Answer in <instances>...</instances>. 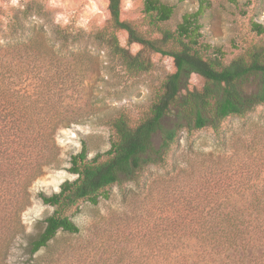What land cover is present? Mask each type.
I'll list each match as a JSON object with an SVG mask.
<instances>
[{
	"label": "trees",
	"instance_id": "trees-1",
	"mask_svg": "<svg viewBox=\"0 0 264 264\" xmlns=\"http://www.w3.org/2000/svg\"><path fill=\"white\" fill-rule=\"evenodd\" d=\"M252 1L256 0H247L245 5ZM210 6V0H198L196 10L184 12L180 21L169 26L174 5L143 0L146 27L139 29L122 18L121 0H107L106 27L88 37L104 44L115 65L130 77L152 67V53L171 58L174 71L162 79L147 110L138 118L122 109L106 112L100 121L111 129L109 147L89 156L88 143L82 139L80 150L70 154L68 160L67 170L75 177L63 180L57 191L38 193L53 211L45 217L42 231L30 241L31 254L45 248L50 260L59 264L72 260L76 264H108L102 255L90 256L80 245L60 244L59 232H80L68 212L81 202L96 204L109 198L114 185L122 187V200L126 201L125 182L134 184L135 191L144 190L147 184L143 174L158 168L165 170V175L168 169L175 174L169 179L160 175L148 185L150 193L161 192L170 201V208H159L154 219L153 245L148 250L154 264H198L194 255L201 256L206 264L210 260L264 264V185L245 186L242 181L246 175L234 171L228 174L224 169L216 173L215 179H209L203 173L223 157L194 151L193 140L188 142V152L175 154L183 134L188 139L193 132L206 128L212 129L214 139L226 146L223 122L245 118L264 105V44L252 43L225 61L222 51L203 38L200 19ZM31 8L26 6L20 15L13 16L0 12V17L7 20L5 23L0 19V194L13 184L19 187L23 200L26 186L43 166L59 165L54 134L62 124L77 123L79 113L72 100L81 82L79 68L69 61L62 63V57L54 58L53 50L35 45L34 25H27L28 17L34 14ZM249 30L264 35V23L251 19ZM117 31L126 33V45L120 43ZM53 32L57 50L80 43L82 36L60 27L53 28ZM15 34L19 39L12 46ZM129 44L139 49L131 52ZM12 51L18 56L29 51L32 58L13 64ZM192 73L204 78L200 89L187 87ZM235 155L229 157L228 163ZM179 160L187 165L185 178H180L184 169L178 168ZM261 161L260 165H264ZM203 169L206 171L201 173ZM259 176L258 173L255 178ZM250 187L253 190L249 200L240 206L229 205L231 196ZM188 240H195L196 248H190ZM111 264L130 263L114 260Z\"/></svg>",
	"mask_w": 264,
	"mask_h": 264
},
{
	"label": "rangeland",
	"instance_id": "rangeland-1",
	"mask_svg": "<svg viewBox=\"0 0 264 264\" xmlns=\"http://www.w3.org/2000/svg\"><path fill=\"white\" fill-rule=\"evenodd\" d=\"M174 5L175 12L168 23L174 26L184 12L197 9L198 0H162ZM247 0H210L211 6L201 16L204 40L214 48H219L225 61L242 53L252 43L264 44V35H256L249 30L250 20L264 23V0H256L246 4ZM95 2L100 9L98 13H90L89 5ZM23 7L13 6L10 0L0 4L3 15H20L23 8L31 6L33 15L28 17L27 25H34L32 39L40 49L53 50V57L61 58L62 63L69 61L74 68H79L81 82L79 92L72 100L73 108L79 113L77 123L69 126L60 125L54 134L55 144L60 159L58 166H43L39 175L26 186L25 200L18 194L19 187L11 184L0 194V264H59L51 261L45 248L31 254L29 244L44 227V219L52 213L53 207L46 205L38 196L39 192L50 194L59 189L65 179H73L74 174L68 172V160L72 153L81 148V140L88 143L89 156L109 147L111 129L100 121L106 112L116 109L124 110L129 116L138 118L147 110L155 90L162 79L174 71L171 58L160 53H152V67L137 76L130 77L115 65L109 49L101 42L88 37L107 25V0H57L53 7L49 0H20ZM143 0H121L122 18L132 21L139 29L146 27L145 14L142 12ZM246 13L243 14L242 11ZM90 15L88 26L80 27L82 17ZM58 16L61 17L58 19ZM67 17L68 23H63ZM102 21V22H101ZM63 28L72 33H79L80 43H74L69 49L57 50L53 28ZM116 35L122 45H126V33L117 31ZM11 39L12 46L19 39ZM2 43V40H0ZM127 47L131 52L139 49L136 44ZM11 52L13 64L29 62L32 58L29 51L25 53ZM37 62V61H36ZM51 64V62H47ZM32 64V63H31ZM72 74V67H69ZM205 83L203 77L192 73L187 80L189 89H200ZM226 135V146L220 145L215 139L212 129L206 128L192 133L190 138L183 134L180 148L175 150L177 156L188 152L189 140L194 141V151L211 153L223 157L222 161L201 173L209 179H215L221 169L228 174L237 172L246 175L243 184L260 187L264 185V105L257 106L245 118H229L223 122ZM158 143V137L154 139ZM236 153L232 162L229 157ZM192 154V153H191ZM193 155V154H192ZM179 162L180 173L185 178L187 165ZM152 168L143 174L146 189L135 191L132 183L125 182L127 188L126 201L122 200V187L114 185L107 199H100L92 204L81 202L77 209L68 214L80 227L77 234L59 232L57 239L60 244L80 245L87 254L102 255L108 264L114 260L121 263L146 264L153 263L149 255L153 245V223L158 209L168 210V196L161 192L148 190L151 181L164 175L169 179L175 172ZM207 173V174H206ZM259 173V177L255 178ZM255 175V176H254ZM206 178V177H204ZM131 189V190H129ZM134 189V190H132ZM148 190V191H147ZM253 188H245L228 200L229 205L240 206L251 197ZM164 205H161L159 202ZM167 203V204H166ZM166 204V205H165ZM145 238V239H143ZM147 240H149L148 243ZM190 248H196L195 240H188ZM57 245V244H56ZM55 245V246H56ZM54 246V248H56ZM149 248V249H147ZM233 253H231L232 255ZM72 260L68 264H76ZM198 264H206L201 256L194 255ZM227 261V260H225ZM220 260L208 261L207 264H225ZM65 264L64 262H62Z\"/></svg>",
	"mask_w": 264,
	"mask_h": 264
},
{
	"label": "clouds",
	"instance_id": "clouds-1",
	"mask_svg": "<svg viewBox=\"0 0 264 264\" xmlns=\"http://www.w3.org/2000/svg\"><path fill=\"white\" fill-rule=\"evenodd\" d=\"M10 2H11V4L13 6L23 7V5L20 3V0H10ZM49 3L53 7L57 6V0H49ZM0 4H5V0H0ZM88 7H89V12L90 13H98V12H100V9H99V7L97 6V4L95 2L91 3ZM59 18H61V17L58 16V19ZM90 18H91L90 15H86V16L82 17L81 20L79 21V26L86 28L88 26ZM0 19H4L5 23H7L6 18L0 17ZM62 19H63V23H65V24L68 23L67 17H63Z\"/></svg>",
	"mask_w": 264,
	"mask_h": 264
}]
</instances>
